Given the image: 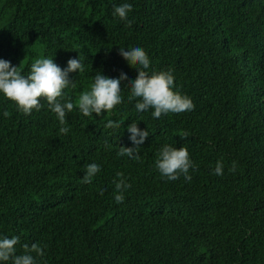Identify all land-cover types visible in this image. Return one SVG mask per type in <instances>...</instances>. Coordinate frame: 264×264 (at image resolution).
I'll return each instance as SVG.
<instances>
[{
	"label": "trees",
	"instance_id": "trees-1",
	"mask_svg": "<svg viewBox=\"0 0 264 264\" xmlns=\"http://www.w3.org/2000/svg\"><path fill=\"white\" fill-rule=\"evenodd\" d=\"M120 2L0 0V58L25 73L37 57L63 68L79 53L85 63L65 90L68 134L45 101L26 116L0 96V236L39 244L38 264H264V0H132L127 18L113 17ZM133 44L151 68L173 69L191 111L136 113L125 79L123 102L79 113L96 71L135 78L117 48ZM109 118L123 123L106 127ZM129 120L149 131L139 160L116 155L130 146ZM163 143L187 147L191 180L160 177ZM93 159L103 166L85 182ZM118 171L131 184L122 203L113 199Z\"/></svg>",
	"mask_w": 264,
	"mask_h": 264
},
{
	"label": "clouds",
	"instance_id": "clouds-1",
	"mask_svg": "<svg viewBox=\"0 0 264 264\" xmlns=\"http://www.w3.org/2000/svg\"><path fill=\"white\" fill-rule=\"evenodd\" d=\"M132 0H121L113 6V17L127 18L129 10L133 8ZM119 52L126 57L127 63L136 70L135 78H130L127 70L121 69L119 74L110 75L96 71L90 77L88 88L82 91L75 103L76 109L84 117L104 115V110L113 109L117 104L125 100V90L122 88V80H128V101L133 104L136 113L150 111L153 119L169 113H182L194 108L192 98L182 94L174 84L175 76L173 69L155 70L151 68V60L147 52L138 44L117 47ZM85 71V63L79 53L74 58H69L66 65L61 68L54 62L53 57H37L28 65L25 73L20 66H13L11 62L0 58V96L11 101L17 111L24 115H30L33 111L41 109L42 100L53 113L60 127L58 134H68L70 126L67 125L66 115L74 109V103L65 95L67 88L75 87V82L69 79V74L77 72L78 75ZM7 115V112L4 113ZM127 125L130 146H120L116 155L127 157L131 160H139L140 145L149 135L147 127L140 129L136 120H129ZM120 119H106V127L119 128L122 124ZM125 124V123H124ZM102 163L93 159L83 164L82 180L91 182L102 168ZM154 167L162 179L176 180L180 175L185 181L191 180L189 169L195 165L190 158L185 145L176 148L169 143H163L156 150ZM236 163L233 162L231 171H234ZM224 165L217 161L213 174H223ZM115 192L113 199L116 203H122L125 191L131 184L122 172H116L113 179ZM104 189L101 188L100 191ZM17 245L22 251L17 252ZM44 256V249L37 243L31 245L20 244L18 236H0V264H38V258Z\"/></svg>",
	"mask_w": 264,
	"mask_h": 264
}]
</instances>
